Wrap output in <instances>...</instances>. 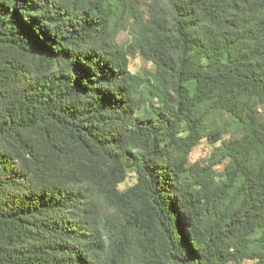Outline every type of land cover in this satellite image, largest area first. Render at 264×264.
<instances>
[{"label": "trees", "instance_id": "16d2710c", "mask_svg": "<svg viewBox=\"0 0 264 264\" xmlns=\"http://www.w3.org/2000/svg\"><path fill=\"white\" fill-rule=\"evenodd\" d=\"M148 1L0 0V264H264V0Z\"/></svg>", "mask_w": 264, "mask_h": 264}, {"label": "rangeland", "instance_id": "374dc122", "mask_svg": "<svg viewBox=\"0 0 264 264\" xmlns=\"http://www.w3.org/2000/svg\"><path fill=\"white\" fill-rule=\"evenodd\" d=\"M161 3L160 0L156 1H148L147 4H140V9L143 11V17L142 20L144 21L149 17L152 13L160 10ZM127 26L124 30L120 31L117 35L116 41L121 44H126L130 40L131 32L133 31V26L131 25V22L128 20ZM129 70L131 73H136L139 75L146 76L147 72L153 71V66L150 62L144 60L140 56H136L134 58L129 59ZM258 120L259 124L262 128H264V107L259 108L258 112ZM218 145L211 144L207 140H202L200 143L192 150V152L189 155V163H194L195 161H199L202 159H206L210 156L211 152L214 149V146ZM215 170L221 169V165L215 166ZM134 176L131 174L129 175L126 180L119 185L120 190H126L128 187L133 185L134 183ZM252 261H244L241 264H252Z\"/></svg>", "mask_w": 264, "mask_h": 264}]
</instances>
